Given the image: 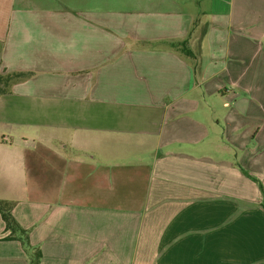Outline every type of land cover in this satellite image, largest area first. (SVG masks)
Segmentation results:
<instances>
[{
	"label": "crops",
	"instance_id": "crops-1",
	"mask_svg": "<svg viewBox=\"0 0 264 264\" xmlns=\"http://www.w3.org/2000/svg\"><path fill=\"white\" fill-rule=\"evenodd\" d=\"M0 74L40 264H264V0H0Z\"/></svg>",
	"mask_w": 264,
	"mask_h": 264
},
{
	"label": "trees",
	"instance_id": "trees-1",
	"mask_svg": "<svg viewBox=\"0 0 264 264\" xmlns=\"http://www.w3.org/2000/svg\"><path fill=\"white\" fill-rule=\"evenodd\" d=\"M173 46L178 47L180 52L184 55L193 57L194 54L189 48L188 41H183L181 43L174 44ZM23 75L21 74H0V97L6 95L10 91V87L16 78ZM257 181V180H256ZM264 197V188L260 186ZM14 203L11 201L0 200V213L2 219L6 224V228L10 231V235L3 240H20L27 251L30 252L31 264H40L41 262V252L37 248H32L29 243L28 232L20 227L12 216V208ZM264 208V201H263Z\"/></svg>",
	"mask_w": 264,
	"mask_h": 264
}]
</instances>
